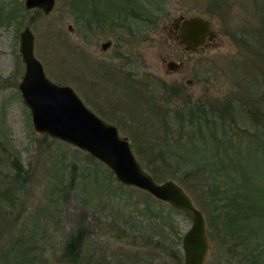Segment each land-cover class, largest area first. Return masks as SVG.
I'll list each match as a JSON object with an SVG mask.
<instances>
[{
  "label": "rangeland",
  "instance_id": "1",
  "mask_svg": "<svg viewBox=\"0 0 264 264\" xmlns=\"http://www.w3.org/2000/svg\"><path fill=\"white\" fill-rule=\"evenodd\" d=\"M74 1L55 0L47 14L27 9L25 0H0V264H184L182 237L192 224L185 213L148 192L119 183L89 153L34 129L19 90L25 72L20 33L26 25L35 35V55L47 76L71 86L89 108L116 125L143 168L158 176V182L179 183L203 212L210 243L205 264H242L226 251L225 238L215 236L211 200L216 197L201 185L206 179L213 185L223 176L227 185L237 188L229 194L238 193L228 203L229 214L241 211L247 200L254 204L246 208L249 216L264 226V147L255 139L254 123H246L247 133L235 126L232 140L251 163L244 170L252 171L249 187L242 171L221 169L220 151L229 146L218 148L205 126L197 140L188 139L194 127H185L186 117L178 116L176 109L183 110L184 99L209 109L215 101L222 108L229 106L237 121L250 103L264 111V56L259 61L254 54L252 42L259 35L250 32L261 24L258 14L264 15V0H89L98 12L91 23L83 18L90 14L79 15ZM141 3L152 11L156 25H137ZM194 14L212 20L218 39L215 45L189 52L170 28L179 16ZM118 18L126 26L117 27ZM110 38L113 47L102 53V43ZM166 57L182 61L183 69L167 71ZM84 82L97 85L99 104ZM152 100L153 113L148 106ZM193 161L206 164V177L191 168ZM174 174L185 177L191 188ZM81 227L83 238L68 249ZM240 250L241 256L247 254L245 264H264V244L251 242Z\"/></svg>",
  "mask_w": 264,
  "mask_h": 264
},
{
  "label": "water",
  "instance_id": "2",
  "mask_svg": "<svg viewBox=\"0 0 264 264\" xmlns=\"http://www.w3.org/2000/svg\"><path fill=\"white\" fill-rule=\"evenodd\" d=\"M25 5L27 9L38 8L48 14L55 0H25ZM172 27L188 50L196 51L216 37L212 20L196 14L179 16ZM69 28L73 29L72 25ZM111 45V40L105 41L103 50L107 51ZM20 52L25 72L19 90L30 110L34 129L89 153L104 163L119 183L142 189L185 213L192 224L182 237L184 264H205L210 248L206 219L185 189L171 179L158 182L143 168L131 142L121 136L116 125L90 109L71 86L58 84L47 76L35 55V35L28 25L20 33ZM168 66L178 68L172 63Z\"/></svg>",
  "mask_w": 264,
  "mask_h": 264
},
{
  "label": "trees",
  "instance_id": "3",
  "mask_svg": "<svg viewBox=\"0 0 264 264\" xmlns=\"http://www.w3.org/2000/svg\"><path fill=\"white\" fill-rule=\"evenodd\" d=\"M74 8L79 12V15L82 14V16L86 13L90 14V17L86 15V17H83L85 20H87L89 23H91V21L93 19L97 20V14L98 12L96 11V7H90V3L89 0H75L74 2ZM91 8V12H86L88 11V9ZM263 8V14H264V7ZM260 7H258V10L261 9ZM147 14L151 15L148 16ZM152 11L146 7V5L144 3H141V5H139V10L136 12L135 15V20L137 22V25L139 24L141 27L142 26H146L145 24L147 22H151L152 24L156 25V20L154 19V17H152ZM258 16L261 18L260 21V25L257 27H254L251 31H257L258 33V39L253 43V46L256 47L257 51L254 53L255 55L257 54V59H259V61L263 60V56H264V48H262V46H264V38H262V36L264 35V15L261 16V14H258ZM96 17V18H95ZM92 18V19H91ZM121 18H118V20H120ZM117 21V20H116ZM114 22V23H118L122 26H126L125 22L123 19L120 20V22ZM121 26V27H122ZM139 26V27H140ZM138 27V26H136ZM138 27V28H139ZM140 29V28H139ZM145 29V28H143ZM253 35H255V33L253 32ZM234 38L238 41L239 39H237V33H235ZM244 45H249L248 41L246 39H244ZM262 56V57H261ZM256 58H253V62L256 61ZM249 71H246V74H248ZM252 74V73H251ZM249 75V74H248ZM250 76V75H249ZM251 78V76H250ZM257 82H259V77H256ZM255 83V82H253ZM171 93H173L174 91H170ZM169 93V92H168ZM139 98H142V95L138 96ZM168 99H170L169 95L165 96L164 98V102H166ZM151 103H149L151 105L148 104L149 106V111L153 113L154 107H153V102L154 100L150 101ZM167 103V102H166ZM239 103H241V106L244 105L243 101H239ZM200 102L196 103V102H191V100H186L184 99L183 102V110H178L176 109V112L178 114V116H180L182 119L186 117L187 121H183V125L185 127H194L193 129H191L190 131L193 133H187L188 139H198L199 135L204 134V126L207 128L206 131L212 132L211 136L213 138V140H215V142H218V148H224V146H229L231 149H229V147H225V153H223L222 151H220V160H221V164L222 167L221 169H227V168H232V171H242L241 175L245 178L246 182L249 183V187L253 186V178H252V171L250 169V171H248L247 173L244 172V170H247L248 168H250L251 163L247 162V158H243V153L240 151V149L236 148L237 145L233 146L232 144V140H233V136H234V127H239L240 129H243V133H247L248 132V128L246 126V123H248V121H250V123H254V128L255 129V139L259 144V147L261 146V148L264 147V130H260L259 127H264V111H261L259 107H256L254 105H252V103L248 104V107H243L245 108L244 111H241V113H238L241 120L237 121L234 118V114L230 111L229 106H224L223 108L221 107V105H217V103H212L210 106L211 108L209 109L205 104H201ZM235 106V104H233V107ZM220 107V108H219ZM236 109V108H234ZM163 111L165 112V109L163 108ZM212 113L211 115H209L207 112ZM188 124H190L188 126ZM241 124V125H240ZM245 125V126H244ZM252 125V126H253ZM262 131V132H261ZM188 132V131H187ZM252 132V131H250ZM223 134V135H222ZM205 137V136H203ZM224 138L229 139L228 142H224L222 141V139L224 140ZM246 145V147L249 148L250 144H244ZM199 146V145H198ZM239 146V145H238ZM243 146V145H242ZM201 147V146H199ZM249 154H253L251 152H249ZM140 156V153L138 154ZM264 155V153H263ZM218 157V155H217ZM262 158H264V156H262ZM211 160H214V158L212 157ZM191 162V161H190ZM214 162V161H213ZM212 162V163H213ZM216 163V161L214 162ZM219 165V166H220ZM206 164L203 165H199L196 162L193 161V163H191V168L194 169L195 171H199L201 170L203 173L201 174L203 177V174H205L204 172L207 170L206 168ZM154 178L158 181L160 178L158 176H155ZM207 174H205L206 177ZM229 173L227 174V180L230 179L229 178ZM174 178L182 181V183H184L188 188L189 187L186 182V178H180L177 174H174ZM202 180V179H201ZM201 180L200 181H196V185L199 187V184H201ZM224 181V182H223ZM200 182V183H199ZM220 182V183H219ZM252 184V185H251ZM214 185V186H213ZM213 185L210 184L209 180H205L203 181V184L201 185L202 188L207 191L210 195L211 193V197H216L214 199L211 200V202L214 204V221L213 224L217 225L214 228V234L215 236L218 238L219 236H223V238H225L224 242L227 244V248L226 251L229 254H233L235 257H238L241 259V263L245 264L246 262V258H248L246 255L241 256V250H240V246L241 245H247L248 246L252 243H255L256 245H263L264 244V226L262 225V221H259V219H252L251 216H249L247 209L246 208H251V206H253L254 204L249 203L247 200L242 202V209L241 211H239L238 213L236 212L235 214H229V204L231 202V200L234 202L238 196V193H236L235 196H232V194L230 195L229 193H231L230 191L234 188L231 185H227V181H225L223 179V176L220 177L216 183H214ZM225 187V188H224ZM234 190H237V188H234ZM222 193V194H221ZM223 201H226L223 202ZM171 209L173 211H177L176 208L171 206ZM179 211V210H178ZM180 212V211H179ZM85 231V229L83 227H81L79 229V235L77 236L76 234L72 236V238H70V241L68 243L69 247L68 249H71L72 246L76 245V240L78 238L81 237L83 238V232ZM249 238H251L249 240ZM262 242V243H261ZM248 253H250L248 251ZM236 254H238L236 256ZM241 256V257H240ZM258 260V255H256L255 257V261ZM264 261V257H263V253H262V259Z\"/></svg>",
  "mask_w": 264,
  "mask_h": 264
},
{
  "label": "flooded vegetation",
  "instance_id": "4",
  "mask_svg": "<svg viewBox=\"0 0 264 264\" xmlns=\"http://www.w3.org/2000/svg\"><path fill=\"white\" fill-rule=\"evenodd\" d=\"M120 14H121V12H120ZM195 15V14H194ZM115 25L118 27L119 25H117V23H115ZM119 32V31H118ZM120 33V32H119ZM170 33H172L171 34V36L175 39V40H177L176 42L180 45V46H182L185 50H187V51H189V52H197V51H200L201 50V48H204V47H207V46H210V45H215L216 43H217V39H218V35H217V33H216V37L214 38V39H212V40H208L207 41V44L206 45H204V46H202V47H200L198 50H196V51H193V50H188L187 48H186V46L185 45H182L180 42H179V40L177 39V33H178V31L177 30H175L173 27H172V29L170 28ZM120 34H122V33H120ZM107 40H111L112 41V45H111V47L110 48H112L113 47V45H114V40L113 39H106L105 41H107ZM104 41V42H105ZM103 42V43H104ZM103 43H102V45H101V52L102 53H105L106 51H104L103 50ZM109 48V49H110ZM108 49V50H109ZM85 59H87L88 60V57H87V55H85ZM89 61V60H88ZM164 61H167V71H169V72H179V71H181L182 69H183V66H184V64L182 63V61H180V60H178V59H172V58H170V57H166V58H164ZM169 63L171 64H173V66L174 67H178V68H175V69H169ZM92 66V65H91ZM91 66L90 65H88V67H87V70H86V74H87V76L89 77V78H91V76H92V74H93V71H92V69H91ZM101 66H103V65H101ZM115 74V73H114ZM133 78V77H132ZM127 80V79H126ZM128 80H130V79H128ZM127 80V81H128ZM86 85H87V87L89 88V92L91 93V95H92V97H95L96 98V101H97V104H99V102H100V94L98 93V92H96L95 90L96 89H94V88H96L97 87V85L96 84H93V85H91V83L90 82H84ZM98 84H99V82H98ZM96 101L94 102L95 103V105H96ZM99 108V107H98Z\"/></svg>",
  "mask_w": 264,
  "mask_h": 264
}]
</instances>
